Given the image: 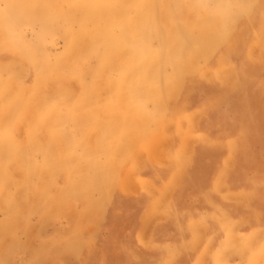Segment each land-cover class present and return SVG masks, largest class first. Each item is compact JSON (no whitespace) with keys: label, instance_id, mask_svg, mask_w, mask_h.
<instances>
[{"label":"rangeland","instance_id":"1","mask_svg":"<svg viewBox=\"0 0 264 264\" xmlns=\"http://www.w3.org/2000/svg\"><path fill=\"white\" fill-rule=\"evenodd\" d=\"M0 264H264V0H0Z\"/></svg>","mask_w":264,"mask_h":264},{"label":"bare ground","instance_id":"2","mask_svg":"<svg viewBox=\"0 0 264 264\" xmlns=\"http://www.w3.org/2000/svg\"><path fill=\"white\" fill-rule=\"evenodd\" d=\"M221 144V143H220ZM158 158V157H157Z\"/></svg>","mask_w":264,"mask_h":264}]
</instances>
